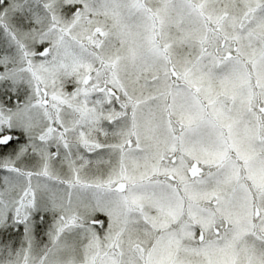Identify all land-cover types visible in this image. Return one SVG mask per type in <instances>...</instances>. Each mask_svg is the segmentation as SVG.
Instances as JSON below:
<instances>
[{
    "label": "snow or ice",
    "instance_id": "obj_1",
    "mask_svg": "<svg viewBox=\"0 0 264 264\" xmlns=\"http://www.w3.org/2000/svg\"><path fill=\"white\" fill-rule=\"evenodd\" d=\"M0 264H264V0H0Z\"/></svg>",
    "mask_w": 264,
    "mask_h": 264
}]
</instances>
